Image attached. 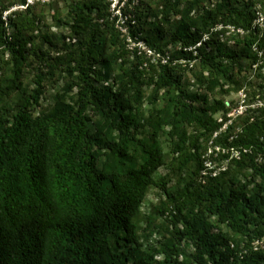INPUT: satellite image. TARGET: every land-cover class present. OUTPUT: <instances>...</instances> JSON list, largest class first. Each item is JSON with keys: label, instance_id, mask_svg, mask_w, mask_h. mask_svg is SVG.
Masks as SVG:
<instances>
[{"label": "trees", "instance_id": "1", "mask_svg": "<svg viewBox=\"0 0 264 264\" xmlns=\"http://www.w3.org/2000/svg\"><path fill=\"white\" fill-rule=\"evenodd\" d=\"M64 1L68 36L0 0V264H264V86L214 139L264 57V0Z\"/></svg>", "mask_w": 264, "mask_h": 264}, {"label": "rangeland", "instance_id": "2", "mask_svg": "<svg viewBox=\"0 0 264 264\" xmlns=\"http://www.w3.org/2000/svg\"><path fill=\"white\" fill-rule=\"evenodd\" d=\"M37 1H40L39 5L35 7V12L37 14L42 15V20L40 23V30L42 33H54V34H61L64 36L69 35V26L68 23H71V15L69 14V10L67 7V3L64 0H27L29 4H33ZM111 5V12L114 15L120 16V8L124 6V3H121L120 6H118L119 0H107ZM138 0H134L135 4H138ZM17 9H23L20 5H15L12 7L8 12L4 14L6 17L11 12H14ZM61 20L62 23H58V21ZM126 18L120 23L117 22L118 28H121V30L125 33V28H122V24L125 23ZM38 34V32H36ZM39 41H37L38 43ZM170 48V47H169ZM171 49V48H170ZM172 50V49H171ZM263 53L260 56V59L257 64L253 66H246V68L242 71V73L239 75H236V79L239 81V90L231 92L227 96H218L219 98H223L227 106L229 107L230 111L228 116L233 117V122L235 120H238L240 117L244 116L246 113L244 112L247 110V108L251 107L252 110L256 108H260L262 102L259 99V95H256L255 92H258L259 89H261L262 86H264V59H263ZM35 71H30V77L28 82H31L33 79ZM207 74V73H205ZM195 75L193 72H188L186 74V80H191V86H193V89L191 86L189 87V90L192 92H195L197 90V84L195 82V85H193L192 81L195 80ZM63 85L62 81H53V83H49L46 88V93L44 96V99L42 100V109L47 110L51 108L55 103V95L60 89V87ZM199 91L204 93L203 90L200 88ZM256 90V91H255ZM217 97V98H218ZM214 98V97H213ZM164 101L160 99L158 102V107L164 106ZM253 103V105H252ZM151 108H153L151 105L146 104L147 111H150ZM244 112V113H243ZM243 113V114H242ZM252 115V113H250ZM253 115H258V112L253 113ZM227 116V117H228ZM219 120L222 118V115L219 114L217 117ZM224 129V127H223ZM211 144V143H210ZM209 149V148H208ZM211 149H209L210 153ZM225 163L221 158L217 161V167L222 166V164ZM167 169L163 168L159 172V176L165 175L167 173ZM176 180V179H175ZM175 180L172 184H170V187L175 184ZM162 196L161 192L158 189H151L146 201L142 207V215L148 216L152 214L155 211V207H158L160 205ZM158 223L163 224V219H159L157 221ZM153 239H155L153 237Z\"/></svg>", "mask_w": 264, "mask_h": 264}, {"label": "built area", "instance_id": "3", "mask_svg": "<svg viewBox=\"0 0 264 264\" xmlns=\"http://www.w3.org/2000/svg\"><path fill=\"white\" fill-rule=\"evenodd\" d=\"M6 13V12H5ZM4 13V14H5ZM259 17H258V19H257V21L255 22V24L256 25H258V26H260L262 29H264V14H259L258 15ZM4 19L6 20L7 19V14H6V17L4 16ZM254 50L256 51L257 50V48L255 47L254 48ZM148 52V55H150V56H153V57H159V55H157V56H154V53L153 52H151V51H147ZM261 54V53H260ZM259 54V55H260ZM261 56V55H260ZM163 62H167V60L165 59V60H163ZM192 83H193V85H195V80H193L192 81ZM197 86V90L199 89V86L198 85H196ZM191 88L193 89V86H191ZM246 111V110H245ZM244 111V112H245ZM243 112V113H244ZM242 113V114H243ZM229 114V113H228ZM228 114H227V116H228ZM229 120L227 121V123H225V125L223 126L224 127V129L222 128L219 132H217L215 135H214V139H216V138H218L222 133H224L226 130H227V128H228V126L229 125H231L232 123H233V117H231L230 118V116H228L227 117ZM221 121V120H220ZM232 139H233V137H231L230 138V141H232ZM209 152V151H208ZM207 152V156H210L211 154H212V152H213V150H211L210 151V153H208ZM216 152H217V155L219 154V153H221V154H227L228 153V151L226 150V149H221L220 147H217L216 148ZM231 153H232V157H239V151H237V150H235V149H231ZM232 158H230L229 160H231ZM229 160H227V159H224L223 160V162L225 161V163H223L222 164V166L220 167V166H216L217 165V162L215 163V164H213V163H208L207 164V166L208 167H210L211 169H215V168H217L216 170H220V169H222V170H226L227 169V166H228V163H229ZM212 166V167H211ZM205 172L203 173V175L205 176ZM263 242H255L253 245L255 246V248L257 249L259 246H262L263 244H262ZM262 247H264V246H262Z\"/></svg>", "mask_w": 264, "mask_h": 264}]
</instances>
